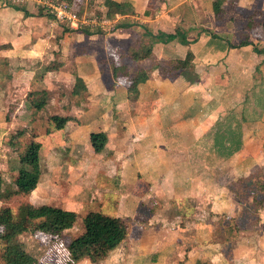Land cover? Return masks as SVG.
<instances>
[{
  "label": "rangeland",
  "instance_id": "obj_1",
  "mask_svg": "<svg viewBox=\"0 0 264 264\" xmlns=\"http://www.w3.org/2000/svg\"><path fill=\"white\" fill-rule=\"evenodd\" d=\"M32 1L33 4L30 6L35 8V15L39 17L43 15L48 22L53 20L59 28H57L58 31L52 32L47 25H44V27H42V24L39 25L42 32L38 35H42L44 40L41 42L40 52L46 50L47 53L42 58H35L32 61L33 63H31L33 58H28L29 61L25 62L20 61L21 58H18L12 64H9L7 60H1L0 73L4 72V70L5 72L0 74V89L4 90V93L2 90L0 91V105H3L0 108H5L3 110L5 113L4 117L9 121L10 114L16 110V108L13 109L16 106L14 104L10 106L8 103L11 99L9 100L7 97H12L16 103L24 101V96L27 93L24 89H28L27 87L23 91H17L19 85H11V73L6 68L9 65H15L16 68L31 69L36 71V74L40 71L38 77L41 78L40 76H43L41 79L36 80V86L49 88L50 96L47 105L41 111H35L30 106V103L25 101V106L20 110L23 113L18 114V119L14 120L12 125L5 126L6 128L1 126L0 165L2 166H0V183L2 181L3 187L7 191L15 190L20 154L26 144L33 137H36L43 147L41 152V170L43 175L41 177V189L38 190L39 193H37V196H33L31 201L34 205L48 204L73 211L77 214V220L72 228L63 232L60 238L53 239L46 234L36 233L21 236L19 241L25 245L26 250L33 254L41 264H63L64 258L69 257L68 247L72 240L82 233V219L89 212L97 211L112 217L123 218L129 227L130 233L134 231V225L139 224L141 231L135 230L134 232L141 235L142 233L145 234L147 243L149 241L148 235L155 236L156 241L152 238L148 244L157 242L159 238L161 239L164 236L163 233L159 234L161 229L157 227L159 224L165 225V221L171 218V220H174L172 226H179L183 223V215L186 216L187 211L188 215L196 211L197 203L192 199L188 202L180 201V199L178 201L174 198H168L169 195L165 197L159 195L161 202H158V200L154 201L153 199L156 194H163L164 190L172 193L173 189L179 194L184 190L183 181L187 180V178L185 180L186 176L191 178L198 174V176H203L204 179H212L215 171L213 169L218 171L217 174L221 178L220 182L226 178L229 171L225 167L224 159L228 157L222 156L220 153L221 148L216 144V141H218L216 135L227 129L226 123L227 120L230 121L229 118L231 116L236 121V124L233 123L235 125L234 128L239 130L238 127H240L241 135L243 111L247 113L249 118L247 127L250 135L254 136L256 132L261 133L264 130V125L256 123L253 119L259 117L260 112L253 108V101L250 96L252 90L249 89L251 87L249 83L253 81L252 76L254 74V76H259L253 71V65L264 66V55L259 58L261 63L254 61L252 58L255 57L253 54L255 53V48L260 52L264 50L263 11L236 10L235 0H225L223 4L225 14L222 19L218 20L213 16L214 12L210 8L214 0H205L204 20L206 27H211L212 22L215 21L217 29H226L227 26H224V23L227 22L230 16L236 15L231 18L232 21H236V25L233 27L235 37L232 38V44L238 46L248 40H252V43L251 47L245 50L247 51L246 53L232 54L229 60L226 57L224 62L222 60L219 61L218 63L223 65L224 68L217 66L218 63L212 65L209 59H194L193 65L189 70L191 81L183 78V76H178L176 79L168 78L165 71H163L166 70V72L174 74L175 62L182 59L180 57L185 58L186 54L183 53V48H180L178 44H182L180 37L176 39L177 43H171L173 45L171 50L166 49L165 51V47H161L162 50H159V56H163L166 59L165 61L158 60V58L152 56L151 59L139 63L131 58L130 50L131 48H139L141 45L149 44V40L142 36L144 32L139 30L140 36L132 35L129 38L131 43L121 42L115 36L105 40L104 36L115 32L114 27L119 22L114 20L104 22L105 17L103 15L105 11L102 12L101 5L94 6L95 0H75L73 2L75 3L73 4L75 6L73 11L77 13L82 23L84 19L93 18L97 23L104 22L102 24L103 27L96 26L97 24L94 27L81 24L80 29L77 30L72 28L70 23L60 22L61 20L56 18L53 8L49 4L60 5L62 2L59 0H47L44 4L35 0ZM27 3L28 0H25V2L3 0L0 7L22 8L27 7ZM67 3L71 5L69 2ZM106 20L108 19L106 18ZM188 20L191 22L192 18L189 16ZM250 23L254 24L252 28L249 25ZM90 27L93 28L90 29ZM62 29H64V32L71 31L75 34L82 33L85 30H92L90 32L94 34L90 38L83 36L81 39L72 36V39L64 43L63 40H58L55 36ZM200 29L202 31L205 30V28ZM98 30L102 32L99 33ZM206 31L209 32L210 30L206 29ZM186 32L189 34L190 31L188 32L186 29L184 31L187 38ZM194 33L200 34L199 30ZM217 33L221 32L217 31ZM162 39L165 43L168 40V38ZM182 46L189 47V45L183 44ZM193 49L199 52V48L194 47ZM231 63H235L237 67L241 68L238 73L231 74L228 72L227 69L231 67ZM58 67H60V70H57ZM115 67L124 68L127 76L119 72L118 77H114ZM80 68L84 69L85 72L81 71L79 73L78 69L80 70ZM140 68L147 69L150 75L151 72L158 68V72L155 74L159 78L157 77V81L154 80L148 87H143L142 89L144 99L157 102L144 107L141 111L138 108L137 111L150 114H161L164 111L163 113L172 115L173 119L183 121L181 123L166 122L168 126L172 125L168 133L173 140L170 141L172 146H164L166 151L163 153L164 155H171L170 160L167 156H163L160 152L154 150L162 144L160 141L158 145H152L151 147L153 152L155 151L154 154L148 155L151 158H158L155 168H147L145 166L147 165L146 163L137 162V165L130 163L128 164L129 169L126 171L127 175L123 176V169L119 163H122L123 160L126 162L131 161L129 159L130 155L125 153L124 156L120 157V152L117 154L118 158H120L113 162L118 163V169L112 167L109 158L113 159L115 157V153L118 150V138L123 130L121 128L122 121L118 120L120 119L119 115L129 112L128 110L123 111L118 106L126 102V99L132 98V94L128 93L129 87ZM48 71H58L60 75H58V78L56 76L48 78L49 80H44ZM249 72H252L253 75ZM78 75L83 78L87 87L86 90L77 84ZM56 80L59 83L55 85ZM261 80L264 82V78H261ZM23 84L28 86L27 82ZM261 94L263 99L264 90L261 91ZM4 101H6L7 106L2 103ZM158 101H160V104H158ZM163 101L166 106L160 108L158 105H161ZM245 103L247 105H244ZM254 111L256 113H253ZM56 115L66 119L65 127L62 130H57L54 123L51 122V118ZM116 124L119 127H116ZM175 124L185 125V127L179 126L178 128ZM260 127H262L261 131L258 130ZM79 128L83 130L78 132ZM196 128L201 135L198 138L192 135V130ZM5 131H8V134L3 136ZM102 132L107 133L109 137L106 148L102 147L104 146L103 139L106 137ZM237 134L238 132L233 133L231 138L237 137ZM73 135H76L77 138H74ZM260 142H264V140L262 139ZM94 146L96 150H100L99 146L102 147L100 153H95ZM174 146L180 150H175ZM169 149H171V152L167 153ZM136 156L140 157V153L137 152ZM199 161L202 164H199ZM183 162L186 163L187 170H182L180 165ZM175 166L177 168H173L175 171L172 175L175 177L174 185L161 186L157 184L156 187H153L155 183L153 176L156 181L159 178L158 174L162 176L160 179L163 178V174H166L167 171V176H171L173 170L171 168ZM196 166L198 167L196 168ZM170 182L173 181L170 180ZM211 182L213 181L211 180ZM224 182L226 185L222 184L223 186H219L220 192L241 196V204L244 202L247 207L245 212L239 216L229 218L226 224H224V221L227 219V214L220 215L219 219L217 218L219 226L228 227L232 225L233 227L235 222H237L240 223L242 228L249 227L256 219L255 209L258 205L252 193L257 194V187L254 183L244 180L233 185L228 181ZM208 183H210V180L204 181L207 189L211 186ZM44 191L43 197L41 192ZM193 191H196V189ZM248 194L250 195L246 196ZM259 195V200L264 205V188L259 190ZM131 196H134L132 198L133 201L127 202L126 197ZM136 199L141 204L140 207L135 206ZM1 202L16 212L21 204L29 202V197L14 196L6 202ZM162 205L165 207L161 208ZM133 213L135 214L133 215ZM167 227H170V225ZM231 234L234 235V233ZM239 237L241 235L233 238L231 236L235 242L236 255L242 252L239 246L242 247L243 241H241L242 239L239 240ZM104 251L100 249V246L93 248L92 255L86 257L85 262H82V264L101 262L105 258L106 252ZM183 251L184 249H177L181 257ZM238 256L244 257L243 255ZM92 260H95V262ZM78 262L67 261L66 264H78Z\"/></svg>",
  "mask_w": 264,
  "mask_h": 264
},
{
  "label": "crops",
  "instance_id": "obj_2",
  "mask_svg": "<svg viewBox=\"0 0 264 264\" xmlns=\"http://www.w3.org/2000/svg\"><path fill=\"white\" fill-rule=\"evenodd\" d=\"M35 1L44 4V2H46L47 0H35ZM114 1L119 3H123V2L129 3L132 7V13L126 16L118 15L113 19H109L106 17L107 9L104 6L105 0H95L94 6L101 5L102 12L105 11V14L103 15L105 17L104 22L105 21L111 22L112 20H114V21H118L119 23L129 22L135 25L131 28L116 29L115 32L109 33L107 34V36L105 35L104 36L105 40L111 39V37L115 36L116 38H119L118 40H120L121 42L124 41L131 43V39L129 38L132 35L140 36L139 30L143 31L144 33L147 30L155 35L158 34L159 32H164L166 34H175V31H177L178 29L182 31H185L186 29L188 32L190 31L189 34L187 32L186 34H187V40L191 43L189 44V47H183L182 44L178 43L179 47L183 48L184 50L183 53L187 54V51L190 50L194 54V59H202V60L209 59L211 60L212 65L218 63L221 60L224 62V59L226 57L229 60L232 54L239 55L242 53H246L247 51L245 50H248V48L251 47V46H245L240 48V50L239 48H232V46L237 47L234 44H232V38L235 37V32L233 31L234 29L233 27L236 25V21L235 20L232 21L231 19L236 15H232L229 18L227 17L228 18L227 22L224 23L225 24L224 26H227L226 29H222V30L217 29L218 27L216 26L217 23H214L215 21L212 22L211 27L205 26L206 24L204 20V10L206 9L205 0H114ZM2 2L3 0H0V6H2L1 5ZM32 2H33L32 0H28L27 7H22V8L0 7V62L1 60L3 61L7 60L9 61V64H12L13 61L15 60L16 62L18 58H21L20 61H24V62L27 61L28 58H33L31 60V63H33L32 61L35 58L38 59L42 58L47 53L46 50L40 52V47L42 46L41 42L43 39H42V35H38L42 32L41 29L39 28L40 27L39 25L42 24V27H44V25H47L49 27V30L52 32L55 30L58 31L57 28H59V26L57 24L55 25L53 20H50V22H48L47 18L43 17V15L42 17L35 15V11H34L35 8L30 6L33 4ZM73 2H75V0H72V4H75ZM213 2H212V7H210L212 11H213ZM235 3H236L235 4L236 10H243L250 12L251 10L252 11L262 10L264 12V0H235ZM26 12L28 13V16L25 15ZM189 16L192 18L191 22L188 20ZM106 18L108 20H106ZM87 21L91 23L88 26H93V27L95 24H97L96 26L103 27L102 24L104 23V22L97 23V21L93 20V18H88ZM93 27H90V29ZM200 28H205V30L202 31V29ZM206 29L210 31L207 32ZM197 30H199L200 34L194 33L197 32ZM62 31L58 32V34L55 36L58 40L59 39L63 40L64 43L66 41L68 42V40L72 39L73 37H77V38L79 37V39H81V37L83 36L85 38L92 37V35H87L83 31L82 33L79 34L72 33L71 31L64 32V29H62ZM217 31H220L221 33L218 34ZM216 35L217 37H215ZM248 41L252 43V40H248ZM174 42H176V40L173 41L168 39L166 43L163 39L158 40V42L153 47V56L158 58V60L165 61L166 59L163 56L162 57L159 56L158 54L159 50L161 49V47L162 48L165 47V51L166 49L171 50L173 48V45H171V43ZM194 47L199 48V52L195 51V49H193ZM253 54L255 56L252 57L253 60L261 63V59L259 58H261L264 55V53L257 54L255 52ZM180 58L183 59V57ZM14 66L15 65L13 66L9 65L6 67L7 70L10 71L11 73V78H10V82H12L11 85L16 84L22 88L21 89L18 87L19 89L17 88V91L18 90L23 91V89L27 87L28 89H24L26 90L25 92H27L24 96L25 99L24 101L16 103L15 99H13L10 96L7 97V99L9 100L11 99V101H9L8 104H10V106L14 104V106L16 107H14L13 109L16 108V110L10 114V120L7 121L6 117H4L5 113L3 111L5 108L4 107L0 108V128L1 126L6 128L5 126L12 125L14 123V120L18 119V114L23 113L20 112V110H22V108L25 106V101H27V95L32 91V88L33 90L45 89L50 96L49 88L46 87L39 88L36 86L37 85L36 80L41 79L43 76V75L40 76L41 78L38 77L39 76L38 73L40 71H38V73L36 74V71L34 70L24 69L23 67L16 68V66L15 67ZM217 66L224 68V66L221 65L220 63H218ZM256 66H260V65H253L254 67L253 71L256 74H259V76H254L255 74L253 75V73L251 72L253 75L252 76L253 81L249 83L251 84V87L249 89L252 90L250 96L253 101L252 103L253 108L256 111L260 112L259 113L260 116L253 119L254 121H256V123H259L260 125H264V98L262 99L263 95L261 94V91L264 90V82H262V80L260 81L261 78H264L263 76L264 66L262 65L260 67H256ZM157 69L158 68H156V70L151 72L150 79L146 83L141 84L139 86V90H140L139 99L128 98L126 99V102H124L123 104H119L118 106L119 108L123 109V111L128 110L129 112L119 115L120 119L118 120L122 121L121 128H123V130L121 131V134L118 138L119 140L118 150L115 153V157L113 159L109 158V160L112 164V167L114 169H118V163L113 162L114 160H117L118 158L117 154L120 152V157L124 156L125 153L130 155L129 159L131 161L126 162L125 160H123L122 163H119L121 164L120 166L123 169V176L127 175L126 171H128L129 169L128 164L130 163H135L137 165V162L139 163L141 162L142 164L146 163L147 165L145 166L147 168H155L158 162L157 161L158 158L156 157L151 158L148 155L149 154L153 155L156 150H157L156 152H160L161 155L167 156L169 160L171 159V155L166 153H165L166 155H164L163 153L166 151L164 146L166 145L172 146V143H170V141L173 140L171 138V135L168 133L172 125L168 126L166 122L170 121L175 123H181V121L183 120L173 119L172 115L168 113H163L164 111L162 112L163 114L162 113L150 114V113H142L137 111L138 108H140L141 111V109H144V107L153 104V102L154 103L157 102L155 100L151 102L149 100L144 99L143 96L144 93L142 91L143 87H148L149 84H151L154 80L157 81L158 75L155 74L156 72H158ZM240 69H241L240 67H237L235 63H233L231 67L228 68L227 70L231 74H236ZM57 70H60V67H58ZM81 71L85 72L84 69L83 70L81 68L80 70L78 69L79 73H81ZM4 72H1L0 74H4ZM46 73L47 74L45 75L44 80H49L48 78H54L56 76L58 78V75H60V72L58 71L57 72L48 71ZM77 77L80 76L78 75ZM58 80L55 81V85L59 83ZM257 80L259 81L257 82ZM25 82H27L28 86L23 84ZM1 90L4 93V90L0 89V91ZM158 102H159L158 104H160V101ZM2 103L5 106H7L6 101ZM244 105L247 104L245 103ZM158 106L162 108L163 106H166V104L163 101L162 104ZM256 111H254L253 113H256ZM68 117L70 118V116ZM232 118L233 117L231 116L229 118L230 121L227 120L226 124L228 128L235 127L233 123L236 124V121H234V118L233 119ZM241 119H242L241 149L238 152H236L233 156L224 159L225 160L224 164L226 163L225 167H227L228 168L227 171H229V174H227L226 178H224L220 182L221 178L217 174L218 171L216 169H213L215 171L213 172L212 179H204L203 176H198V174H196L194 177L191 178L186 176L185 180L186 178L187 180L183 181L184 190L183 191L181 190L182 192H180L179 194H177L176 190L172 188L174 193L173 192L169 193L164 190L163 194H156V196L154 195L155 196L153 198L154 201L158 200V202H161V200L159 199L160 198L159 195H162L163 197L169 195L168 198H172V199L174 198L178 201L180 199V201L184 200L188 202L190 199H192L197 203L196 211H194L190 215H188V211H187V215L186 216L183 215L184 216L183 223L180 224L179 226L173 227L172 225L174 220H171V218H169L168 221L166 220L167 222L165 221V225L159 224V226H157L158 228H161L159 234L163 233L164 236L161 239L159 238L157 242L150 244L148 243L150 242V240H152V238L155 240V236L151 235L152 236L151 237L150 235H148L149 241L147 243L146 241L147 236L145 234L142 233L141 235L140 233L134 232L135 230L141 231V229H139L141 228V226L139 224L134 225L135 226L133 227L134 231L130 233L128 230L127 239L123 241V243L119 247H117L115 250H108V251L105 250L104 251L106 252L104 255L105 258L102 259L101 262L93 263V264H264V209L262 208L257 209L256 207L255 209L256 219L249 227L242 228L240 223H237L234 220L233 221L235 222V224L233 225V227L232 225L229 226L227 225L228 227H220L218 224L219 223L218 219L220 215L227 214V219L224 221V224H226L229 218L239 216L241 213L245 212V208L247 207V204H245L244 202L241 204L240 202L242 201L240 200L241 196H236L234 194L233 195L225 194L223 192H220L219 186H221L222 184L226 185L224 181H228L232 185L236 184L237 182H242V180L246 182L250 181V183L264 181V142H260V140L262 139L264 140V130L261 131L262 127H260V129L258 130L261 131V133L256 132L254 136L250 135L249 129L247 127L249 118L247 117V113L245 111H243ZM175 125H177L178 128L179 126L185 127V125H179V124H175ZM117 126L119 127V125L116 124V127ZM82 130L83 129L79 128V130L77 131L80 132ZM192 131H193L192 135H194V137L198 138V136H201L197 128ZM102 133H104V136H106L103 139L104 146L102 147L106 148L105 146L106 143L109 142L108 141L109 137L107 133L105 132ZM7 134L8 131H5L3 136ZM73 136L74 138H77L76 135ZM160 141L162 142L163 145L160 144L159 146H157L158 148L154 149L155 151L153 152V149L151 148L152 145L156 146L159 144ZM102 147H100V150H96L94 146L93 149L95 153L96 152L100 153ZM42 148H41V152H42ZM174 149L180 150V149H176V146H174ZM190 151L192 152V150ZM137 152L140 153V157L136 156ZM170 152L171 149L167 150V153ZM40 158H42L41 153H40ZM185 162H183V164L180 165L182 167V170L184 169L187 170V166ZM199 164L202 163L199 161ZM197 167L198 166H196V168ZM173 168L176 169L177 166L172 167L171 169ZM174 169L171 172V176H167L168 171L166 172V174H163V178H162L163 180L160 179V177L162 176H160L159 174H158L159 178H157L158 179L157 181L153 176L155 182L153 184V187H156L157 184L161 186L170 185V184L174 185L175 177L172 176L175 171ZM170 180L173 182H170ZM205 180L207 181L210 180V183L208 184H211V186L208 189L206 188V184H204ZM211 180L213 182H211ZM41 183L42 181L40 179L36 190L29 196V202L32 203L31 200L33 199V196L35 195L37 196V193H39L38 190L41 189L40 187ZM194 189H196V191H193ZM6 191L7 190L4 189L1 181L0 193H5ZM44 193L45 191L41 192L43 197H44ZM252 194L254 195V193ZM249 195L250 194L246 196ZM126 198H127L126 201L129 202L130 200L133 201L132 198H134V196L126 197ZM142 200H146V199H142ZM1 201L2 200H0V208L3 206V203ZM135 202H136L135 206L137 207L141 206L138 199H136ZM164 207H165L164 205L161 206V208ZM134 214L135 213H133V215ZM151 218H153V216H151ZM168 225H170V227H167ZM153 228L155 229V227ZM150 229L152 230V228ZM231 233H234V235H232ZM27 234H31V233H27ZM239 235H241V237H239L238 239L239 240L242 239L241 241H243V245L242 247L239 246L242 252H240V254L237 253V255H243L244 256L243 258H241L240 256L237 257L235 253L236 247H234L235 242L234 240H232L234 236H239ZM215 237L216 239L214 240ZM177 249H184L182 253V257L177 252ZM85 260L86 258L82 259L80 262H78V264H82V262H85ZM67 261L69 262V257L64 258L63 264H66ZM92 261L95 262V260Z\"/></svg>",
  "mask_w": 264,
  "mask_h": 264
},
{
  "label": "trees",
  "instance_id": "obj_3",
  "mask_svg": "<svg viewBox=\"0 0 264 264\" xmlns=\"http://www.w3.org/2000/svg\"><path fill=\"white\" fill-rule=\"evenodd\" d=\"M61 2H69L72 0H60ZM225 0H215L213 3V12L216 19L220 20L224 16L223 4ZM104 6L107 9L106 17L113 19L116 16H126L132 13V7L129 3H119L114 0H105ZM264 14V12H263ZM25 15L28 16L26 12ZM135 24L124 22L117 24L114 28H131ZM251 28L254 24L250 23ZM264 28V24H263ZM101 33V30H98ZM87 35H93L88 30L83 31ZM180 37V42L183 45H189L184 31L178 29L175 34H166L159 32L153 34L150 31L144 33V38L149 40L148 45H141L139 48H131L130 56L133 60L144 62L151 59L153 56V47L162 38L176 40ZM214 37V36H213ZM250 41H244L237 47L240 48L250 46ZM256 53H264L256 48ZM194 60V54L189 50L184 59L175 62L174 74L166 72L168 78L174 79L178 76H183L187 80L190 79L189 70ZM119 72L127 76L125 69L120 67L114 68V77H118ZM150 79V74L147 69L140 68L137 75L132 79L129 87V92L132 94L131 99L139 98V86L146 83ZM76 82L83 89H87L82 78L77 77ZM49 94L45 89H36L27 95V101L35 111H41L48 103ZM57 130H62L65 127V117L58 115L51 118ZM235 128H228L219 132L216 137L217 145L220 146L222 156L231 157L241 149L242 135ZM237 137L232 134L236 133ZM42 143L33 137L25 146L20 154L19 166L17 168L18 177L15 181L16 190L0 193V200L6 202L12 197H29L37 188L42 176L41 170V153ZM100 148V147H99ZM254 183V182H253ZM257 194L254 193L257 209H264L262 201L259 200V190L264 188V181L255 182ZM77 220V214L73 211L65 210L60 207L51 206L48 204L34 205L30 202H25L19 206L17 211H13L9 206L3 205L0 208V264H41L40 261L19 241V238L24 234L42 233L53 239L60 238L64 231L73 227ZM129 227L125 220L120 217H112L102 212H89L82 219V233L76 236L68 247V256L70 262H78L82 259L91 256L93 248L100 246V249L115 250L123 241L127 239Z\"/></svg>",
  "mask_w": 264,
  "mask_h": 264
},
{
  "label": "built area",
  "instance_id": "obj_4",
  "mask_svg": "<svg viewBox=\"0 0 264 264\" xmlns=\"http://www.w3.org/2000/svg\"><path fill=\"white\" fill-rule=\"evenodd\" d=\"M10 2H14L15 0H9ZM24 2V0H18V2ZM50 7L53 8V12L58 20H61L60 22L70 23V26L74 29H80L81 24L82 25H89L91 24L86 19H84L83 23L80 21L77 13L73 11L75 7L73 4L68 3H61L60 5H54L49 4Z\"/></svg>",
  "mask_w": 264,
  "mask_h": 264
},
{
  "label": "bare ground",
  "instance_id": "obj_5",
  "mask_svg": "<svg viewBox=\"0 0 264 264\" xmlns=\"http://www.w3.org/2000/svg\"><path fill=\"white\" fill-rule=\"evenodd\" d=\"M63 3V2H62ZM65 3V2H64Z\"/></svg>",
  "mask_w": 264,
  "mask_h": 264
}]
</instances>
